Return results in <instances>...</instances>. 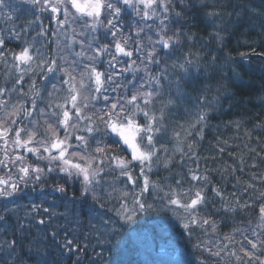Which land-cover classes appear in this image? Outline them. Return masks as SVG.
Returning <instances> with one entry per match:
<instances>
[{
  "label": "snow or ice",
  "instance_id": "1",
  "mask_svg": "<svg viewBox=\"0 0 264 264\" xmlns=\"http://www.w3.org/2000/svg\"><path fill=\"white\" fill-rule=\"evenodd\" d=\"M177 2L184 9L189 7L185 0H31L40 12L49 14L50 27L55 23L50 32L42 28L38 33L45 43L36 47L25 41L17 51L8 48L6 38L0 34V198L12 197L21 186L34 185L59 173L65 181L80 184L82 203L91 199L94 205L106 208L108 202L115 201L110 211L127 223L153 209L146 194L156 192L157 198L181 219L190 237L197 230L205 234L210 231L216 242L211 246L204 241L200 244L210 256L218 258L217 264H264V191L255 183L259 180L264 184V175L253 173L247 181L236 175L237 170L244 174L245 167L257 166L254 162L246 165L244 155L261 153L245 144L247 153L223 169V177L235 180L232 192H227V184H212L209 170H200L194 151L214 110L205 92L197 97L198 110L183 123H173L169 136L171 113L181 99L185 77L192 68L198 69L201 59L189 51L182 63L171 66V72L167 66L155 74L151 71V65H160V51L175 49L182 37L193 39L192 34L171 26L183 15L176 10ZM3 6L4 0H0V8ZM126 8L139 17L136 25L129 24L127 28L123 24ZM206 15L220 17L221 11L213 7ZM100 29L112 38L111 46L99 43ZM152 32L155 40L149 34ZM210 35L222 43L219 32ZM12 38L22 39L20 33ZM48 45L53 47L49 49ZM253 54L264 52L253 49ZM99 64L107 67L101 71ZM126 73L143 76L125 82L121 77ZM169 76L173 78L169 80ZM173 87L175 93L170 92ZM168 143L173 147L169 148ZM226 145L227 141H218V154L225 153ZM177 155L181 165L187 157L196 162V167L187 169L186 175L165 177L163 183L151 179V174L161 168L170 170ZM42 162H46L44 167H40ZM169 179H174L175 184ZM117 181H122L124 187H116ZM56 190L66 191L61 185ZM216 200L225 215L255 210V221L233 220L231 230L220 233L224 221L201 213ZM31 211L36 215L43 211L49 218L56 215L36 205ZM9 212L7 208L0 212V221L6 223ZM31 219L28 227L19 224L14 238L0 244L9 249L13 264H49L53 246L62 254L75 255V264H80L79 254L86 244H81L74 233L69 236L67 229L62 234L38 229L39 234L33 235ZM36 223L45 225L46 220L41 218ZM102 223L115 231L114 226L109 227L111 217ZM93 231L98 230L93 226Z\"/></svg>",
  "mask_w": 264,
  "mask_h": 264
},
{
  "label": "trees",
  "instance_id": "2",
  "mask_svg": "<svg viewBox=\"0 0 264 264\" xmlns=\"http://www.w3.org/2000/svg\"><path fill=\"white\" fill-rule=\"evenodd\" d=\"M185 3L189 5L186 9L177 2L176 10L182 11L183 15L179 22L173 20L171 26L183 33L192 34L193 39L189 41L182 37V43L175 49L160 51V65H151L150 68L154 74L165 66L171 72V66L182 63L185 54L189 51L197 53L201 57L198 62V69L196 67L191 69L190 75L185 77L187 83L180 90L181 96L190 102L189 108L180 111V106L177 103V107L171 113V118L177 117L184 122L190 118V114L198 110L197 97L199 94L205 92L209 96L214 104V110L210 112L208 127L203 131V139L197 138V148L203 149L205 145L215 155L206 154L204 157H199L198 163L201 171L210 165L208 175L212 184L217 186L222 183L227 184V192L230 193L233 191L231 185L235 183V180L231 176L223 177L222 172L226 166L236 163V157L247 153L248 149L244 147L245 144L248 145V148H256L261 155L257 156L256 153L244 155L246 165L250 166L254 162L257 166L256 168L245 167L244 174L237 170L236 175L240 176L241 181L249 180L253 173L256 176L264 175V151H262L264 149V55L253 54V49L256 53L264 52V0H185ZM204 5H208V7L205 8ZM213 7L221 11L220 17L206 15V12L212 11ZM126 16H123L125 28L129 24L136 25L139 21L136 13L131 16L134 18L131 21H129L130 17ZM148 23L151 24L152 21ZM213 32H219L223 36L222 43H218L210 35ZM149 34L154 40L157 38L154 32ZM98 35L100 44H110V41L101 36L102 34L99 33ZM16 43H10V49L16 50L14 45ZM169 53L171 54L169 55ZM240 53H247L248 55L241 56ZM213 56L216 57L214 61L211 59ZM133 59H136L135 54ZM136 62L137 64L140 63L139 60ZM139 76L141 79L143 73H139ZM172 78L169 76L168 79L171 80ZM162 83L167 86L165 81ZM170 92L175 93L174 87L170 89ZM165 99H167V94ZM236 124L240 125L239 129H237ZM258 124L261 127H257ZM246 133L252 137L251 140L248 139ZM218 141H227L223 155L218 154ZM179 160L180 157L177 155L172 162L173 165L170 166V170L161 168L165 177H171L175 173L186 175L187 169L192 168V164H194V168L196 167L195 162L187 157H185L182 165ZM159 170L155 173L159 174ZM154 177L152 176V178ZM168 182L175 184L174 179H169ZM37 183L39 184L34 186L37 189H34L36 192L38 189L46 190L44 194L47 203L41 199L43 194L38 195L35 190L33 193L29 186L26 187L27 192L21 199L26 198L29 200L28 205L42 206V208L44 207L43 204L53 202L57 205L56 211L49 204L48 209L56 213L57 217L53 215L49 218L48 214L44 215L45 226L35 222L31 224L30 231L34 235L38 229L45 227L49 232L57 231L62 234L67 229L69 236L74 233L81 244L87 245V248L79 254L80 264H194L196 259L204 262L208 259V264H217L218 258L209 259L207 251L204 250V244H200V241H204L208 245L210 242L211 245L215 243V238L210 231L205 234L197 230L190 237L182 227L170 230L169 232L172 234L182 230L181 235L190 237L184 246L188 252L187 256L180 259V262L171 263L169 259L163 260L151 251L145 250L129 238L130 236H126L128 239L122 238L124 241L120 243H115L116 236H113L115 235L113 231L100 223L94 226L96 229L97 227L101 228L100 232L92 233L89 226L90 216L95 213L96 215L104 214L105 221L109 217L112 218L113 213L110 211L109 202L106 208H99L98 205L93 204L91 199L82 203L81 186L78 182L65 181L62 174L52 173L47 180ZM255 183H258V187L264 188V184L260 183L259 180H256ZM57 185L63 186L66 191L63 193L57 191ZM29 193H33V196ZM209 195H211L210 191ZM146 197L150 203L160 202L155 192L146 194ZM67 202L71 204H67ZM102 209H104L103 212H101ZM219 209L220 202L216 200L209 203L206 210L202 209L201 213L210 215L216 221H224L220 225V233L229 232L233 220L247 223L249 218L253 221L256 219L255 210H250L247 214L238 210L236 213L225 215ZM152 212H154L153 209L136 217L134 223H137L138 230L141 229L142 220H154L150 217ZM74 216L79 217L80 222L74 221ZM41 218L40 216L39 219ZM116 218L120 219L119 217ZM49 219L50 222H48ZM119 224L120 222L115 223L112 220V225L109 227L114 226L116 233H122L123 230L131 232L135 228L124 225L123 221L120 227ZM24 225L28 227L29 224L25 223ZM12 226L15 232L13 231V235L9 236L8 240L14 238L17 233L18 225ZM77 227L80 228L79 232ZM172 238L176 248L183 246L181 240H178V236H172ZM198 244L199 247H197ZM5 248L6 250L0 253V264H13L9 249ZM191 252L193 253L190 254ZM48 261L49 264H75L76 256L62 254L58 247L53 246Z\"/></svg>",
  "mask_w": 264,
  "mask_h": 264
},
{
  "label": "rangeland",
  "instance_id": "3",
  "mask_svg": "<svg viewBox=\"0 0 264 264\" xmlns=\"http://www.w3.org/2000/svg\"><path fill=\"white\" fill-rule=\"evenodd\" d=\"M131 10H132L131 8H126L124 15L128 14ZM132 12H134V11L132 10ZM129 21H131V18ZM54 28H55V23H54L53 29ZM32 31H33V29H32ZM32 31H30L29 28L24 29V27L21 26V24L19 23L18 17L15 15V13H13L10 10L9 7L5 6V8L3 10L0 8V34L4 35V37L6 38V42L8 40H15L12 37H14L16 33H20V36L22 37V39H21L22 41L28 42L29 40H31L33 38L29 43H35L36 47H41L40 44L44 41V39H43L44 37L37 35V34L34 37H30V33ZM101 32L105 33V30L101 29ZM111 39L112 38L109 36L110 41H111ZM109 46H110V44H109ZM42 50H43V48H42ZM76 51H79L78 47L76 48ZM89 54H91V53H89ZM106 67H107V65H105V64H99L98 65V69L101 71H103ZM121 79L124 80L125 82H127L128 80H140V76H139V73H137L135 75L131 74V73H126L124 77H121ZM129 87H131V85H129ZM178 105L180 106L179 110L182 111L183 109L189 108L190 102L188 100H186L185 98H183V96H181V99L178 101ZM100 106H101L100 104H97V107H100ZM176 121H180L181 123H183V121L178 119L177 117L171 118L170 124H169V136L171 135V125L173 123H175ZM167 139H168V137H165L166 141H167ZM168 147L172 148L173 144L168 143ZM197 147L198 146L196 144L195 145V152L197 150ZM205 154L210 155V156L214 155V153L211 150H207L206 152H204L203 150H199V152H198V155H205ZM29 160H32V158H30ZM207 169L209 170L210 168H207ZM155 172H157V171H155ZM155 172L153 174H151V179L156 180V181H160L161 183H163L164 178H165L163 171L160 169L159 174H157ZM152 176H155V177L152 178ZM109 179L112 180V178H109ZM246 180H248V179H246ZM256 184H258V183H256ZM185 186H187V185H185ZM116 187L123 188L124 187L123 182L117 181ZM105 188L110 191V189H108V186ZM129 189H130V186H129ZM258 189L260 191H264L263 187H258ZM26 192H27L26 187L21 186L20 191L18 193H16V197L13 196L12 198L8 199L11 201V203H9V205L7 206V209L10 210V212L7 213V217L12 216L18 220H23V222H21L22 224L24 222L25 223L29 222L27 220L31 219L32 217H35V220L38 219L36 214L31 211V208H29L27 206V203L29 202V200L26 198L21 199L22 196H25ZM33 193H29V194L31 196H33ZM38 194H41V193H38ZM156 195H158V194L156 193ZM109 203H110V208H112V205L115 203V201H110ZM89 210H90V207H89ZM153 210H154V212L150 213V217L154 218V220H150V221H148L147 219L142 220L141 221L142 223L140 224V227H141L140 230L137 229V223H134V220L136 219V217L131 222L125 223L123 221L124 225L135 227V228H134V230H131V232H127V231L123 230L122 233H116L113 231V233L115 234L113 236H116L115 237V243L116 242L120 243V242L124 241V239H122V238L128 239V237L130 236L129 238L133 239L137 244H139L145 250L151 251L152 253H154L155 255H158L163 260L169 259V261H172L174 259L179 260L180 258H185L187 256L188 252H186V248L184 246H185L186 242L189 241L190 237L185 236L184 234L181 235L182 230H179L178 231L179 233L176 232L175 234H172L169 232L170 230H175L178 227L184 228L181 219L173 213V211L171 210V207L165 206L164 202H162V201L154 203ZM3 211L4 210H0V212H3ZM112 213H113V215L112 214L111 215H112L113 222H115V223L120 222V224H119V227H120L122 220L117 219L115 213L114 212H112ZM26 216L28 217V219H26ZM104 218H105V216L103 214L96 215V213H95L94 215L90 216L89 226H90V230L92 233L100 232L101 228L99 229V227H97L98 231H93V226H95L98 223H100L103 226L102 222L104 221ZM76 219H80V218L77 217V218H75V220ZM17 223L19 225L20 221ZM32 223H34L33 219H31V224ZM11 224H9V226H6V225L3 226V224H0V236L5 232L4 231L5 229H7V231L9 233H12L14 231V227ZM102 229H103V227H102ZM102 234H103V232H102ZM126 236H128V237H126ZM166 236L169 238H167ZM172 236H178V240H181L183 246L180 248H176L175 242H174ZM209 244L211 246V242ZM4 250H6V249L1 247V251L3 252ZM192 253L193 252H191L190 254H192ZM207 255H208L209 259L217 258V257L210 256L208 252H207ZM205 261L206 262L199 261L198 259H196L194 261V264H202V262H203V264H208L207 263L208 259Z\"/></svg>",
  "mask_w": 264,
  "mask_h": 264
},
{
  "label": "flooded vegetation",
  "instance_id": "4",
  "mask_svg": "<svg viewBox=\"0 0 264 264\" xmlns=\"http://www.w3.org/2000/svg\"><path fill=\"white\" fill-rule=\"evenodd\" d=\"M1 174V173H0ZM2 204V203H1ZM1 208V207H0Z\"/></svg>",
  "mask_w": 264,
  "mask_h": 264
}]
</instances>
